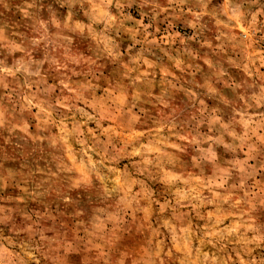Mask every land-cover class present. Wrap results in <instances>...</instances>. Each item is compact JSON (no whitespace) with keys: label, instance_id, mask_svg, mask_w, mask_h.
<instances>
[{"label":"rangeland","instance_id":"rangeland-1","mask_svg":"<svg viewBox=\"0 0 264 264\" xmlns=\"http://www.w3.org/2000/svg\"><path fill=\"white\" fill-rule=\"evenodd\" d=\"M0 264H264V0H0Z\"/></svg>","mask_w":264,"mask_h":264}]
</instances>
